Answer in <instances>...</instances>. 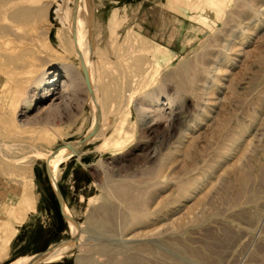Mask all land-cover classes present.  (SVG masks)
Masks as SVG:
<instances>
[{
  "label": "rangeland",
  "instance_id": "rangeland-1",
  "mask_svg": "<svg viewBox=\"0 0 264 264\" xmlns=\"http://www.w3.org/2000/svg\"><path fill=\"white\" fill-rule=\"evenodd\" d=\"M72 237L33 264H264V0H0V264Z\"/></svg>",
  "mask_w": 264,
  "mask_h": 264
},
{
  "label": "water",
  "instance_id": "water-1",
  "mask_svg": "<svg viewBox=\"0 0 264 264\" xmlns=\"http://www.w3.org/2000/svg\"><path fill=\"white\" fill-rule=\"evenodd\" d=\"M83 65H84V70L83 72H85V80H87V86H88V89H89V93L94 96V89H93V84H92V80H91V76H90V73H89V69L87 67V65L83 62ZM99 128H100V123L97 121L96 125L94 126V128L91 130V132L80 142V148L78 150H74L73 149V146L72 144H68V147L70 149L73 150V154L72 156H79L81 154V150L82 148L84 147V145L91 139L93 138V136H95L98 131H99ZM57 153L59 152L58 150L56 151ZM49 169V172L51 173V175H53V172L50 168ZM59 188V187H58ZM59 195H60V199H61V194H60V190H59ZM62 205H63V201H62ZM76 240V237H72L71 239L69 240H66V241H63L59 244H56L55 246L49 248L47 251L45 252H42V253H39V254H36L34 257L33 260H31V262H29L28 264H33L35 263L36 261H38L39 259L43 258L44 256L47 255V253H50L52 251H54L56 248L60 247V246H63L65 244H70L72 242H74Z\"/></svg>",
  "mask_w": 264,
  "mask_h": 264
},
{
  "label": "bare ground",
  "instance_id": "bare-ground-1",
  "mask_svg": "<svg viewBox=\"0 0 264 264\" xmlns=\"http://www.w3.org/2000/svg\"><path fill=\"white\" fill-rule=\"evenodd\" d=\"M114 16H116V15H114ZM114 19V18H113ZM112 19V21H114ZM113 24H114V22H113ZM113 24H112V26H113ZM86 46V45H85ZM88 47V46H87ZM87 47H83V49H82V68H83V70H84V65H83V62L87 65V67L89 66V53H90V50L87 48ZM89 69V68H88ZM90 73V72H89ZM84 74H85V72H84ZM86 77V76H85ZM63 91H61L60 93H65V92H67L69 89L64 85L63 86ZM99 118V117H98ZM72 146H73V149L74 150H77V148H76V146H74L73 144H72ZM80 148V147H79ZM78 148V149H79ZM67 149H69V150H71V154H73V150L72 149H70L69 147H68V145L66 146V147H64V148H62L59 152H58V154H54V155H51L50 156V158H49V161H48V163L50 164V165H54L56 162H57V157L59 156V155H63V153L67 150ZM68 152V151H67ZM70 154V155H71ZM68 157V156H67ZM59 158V157H58ZM64 159V158H63ZM59 160V159H58ZM58 166V165H57ZM55 167H56V164H55ZM53 168V170H52V172L54 173L53 175H54V178H55V171H56V169H57V167L56 168ZM57 172V171H56ZM247 177V176H246ZM53 178V179H54ZM24 216H25V214L22 216L23 218H24ZM21 217V218H22ZM19 220V219H18ZM22 220H24V219H22ZM16 234V232L14 231L13 232V234H10V236H8L7 237V239H6V241L4 242V247H6L7 248V246L11 243V241H12V239H13V237H14V235ZM61 251V250H60ZM60 255V254H59ZM59 258V256L56 254V256L55 257H53L52 259H58ZM23 262V261H22ZM16 264H21V263H16ZM23 264H24V262H23Z\"/></svg>",
  "mask_w": 264,
  "mask_h": 264
},
{
  "label": "crops",
  "instance_id": "crops-1",
  "mask_svg": "<svg viewBox=\"0 0 264 264\" xmlns=\"http://www.w3.org/2000/svg\"><path fill=\"white\" fill-rule=\"evenodd\" d=\"M56 180V179H55ZM38 203V202H37ZM35 207H37L36 205H35ZM36 213V210H33V212H28V211H26L25 212V221L26 220H28V219H31V217L32 216H34V214ZM55 246V245H54ZM53 247V246H52ZM51 248V247H50ZM47 251V250H46ZM45 252V251H44ZM42 253V252H41ZM39 254V253H38ZM56 254L59 256V258L58 259H52L53 257H55L56 256ZM60 254V255H59ZM63 254H61V252L60 251H57V250H54V251H52V252H50V253H47V255L46 256H44L43 258H41V259H45V260H47V261H55V260H59L61 257H63L62 256ZM35 257L33 256V257H25V261L27 260H29V262H31V260H33ZM23 258H21V260H22ZM41 259H39V260H41ZM38 260V261H39ZM28 262V263H29ZM37 262V261H36Z\"/></svg>",
  "mask_w": 264,
  "mask_h": 264
}]
</instances>
